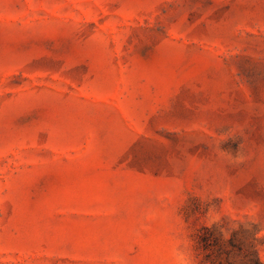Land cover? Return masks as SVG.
Returning <instances> with one entry per match:
<instances>
[{
	"label": "rangeland",
	"instance_id": "374dc122",
	"mask_svg": "<svg viewBox=\"0 0 264 264\" xmlns=\"http://www.w3.org/2000/svg\"><path fill=\"white\" fill-rule=\"evenodd\" d=\"M0 264H264V0H0Z\"/></svg>",
	"mask_w": 264,
	"mask_h": 264
}]
</instances>
